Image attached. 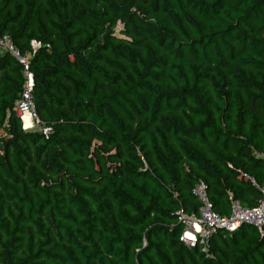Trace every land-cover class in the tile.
<instances>
[{
	"label": "trees",
	"instance_id": "trees-1",
	"mask_svg": "<svg viewBox=\"0 0 264 264\" xmlns=\"http://www.w3.org/2000/svg\"><path fill=\"white\" fill-rule=\"evenodd\" d=\"M80 1L48 0V28L35 0H17L26 9L17 23L0 5V32L23 53L32 39L50 44L30 71L36 110L52 128L48 136L23 128L15 110L23 68L0 54V264H264V234L249 224L219 229L212 257L196 260L177 214L188 201L197 213L201 182L223 215L230 194L251 205L258 191L247 176L264 185V0ZM142 5L168 19L131 11ZM120 17L143 37L141 51L111 33L90 46ZM171 110L186 123L163 116ZM166 136L173 146L159 145ZM142 138L153 146L150 169ZM93 140L121 145L128 162L109 166L116 155L94 153ZM180 157L195 169L179 167Z\"/></svg>",
	"mask_w": 264,
	"mask_h": 264
},
{
	"label": "rangeland",
	"instance_id": "rangeland-1",
	"mask_svg": "<svg viewBox=\"0 0 264 264\" xmlns=\"http://www.w3.org/2000/svg\"><path fill=\"white\" fill-rule=\"evenodd\" d=\"M30 1L32 2L34 0H30ZM51 1L54 2L57 6L62 5V4L67 5V6H72L73 4H76L77 6H81V4H82V2L80 0H51ZM35 2H36V8H37V16L40 19V21L48 28V20H49V18L53 17V13H52L51 8L48 4V0H35ZM1 4L6 5L7 12L11 15V17H13L15 19L16 23L24 18V15L26 13L25 3H23L22 5H19L17 3V0H0V5ZM146 10H147V8L145 7V5H142L141 8L135 6L131 9V11L137 13L136 15L142 17L143 19L153 21L155 23H157L158 18L159 19H168V16H166L164 14H159L158 18H154L150 11L148 14H145L144 12ZM184 24L186 25V27L189 28V23L187 22L185 17H184ZM169 27H172L170 22H169ZM106 33H111L113 37L120 38V39L128 41V42H135L137 44L138 49L141 51L140 43L143 40V37L142 36L139 37V36L135 35V33L130 29L127 18L120 17L116 21L115 25H112L111 23H105V31L101 35H99L95 40L91 41L90 46H92V47L102 46L104 44L103 37L105 36ZM91 36H94V33H92ZM89 37H90V35L84 37V40L86 42L89 41ZM26 52L28 55H30L29 50H27ZM142 56L144 57L143 54H142ZM118 60L120 62V59H118ZM121 64H123L125 66V61L122 60ZM242 69L248 75H253V76L258 75L257 72L250 67H243ZM207 95L210 96V91H207ZM59 98L62 99V106L59 109L64 110V108H66V106H67L65 95H61V96H59ZM37 116H38V121L35 122L32 127L28 128V130L39 131L40 128H44V126H45L44 119L40 116V114L38 112H37ZM163 116L174 119V120H178V121H184V123H186L184 115L181 112L176 111V110L164 112ZM29 123H30V120H29ZM146 123H149V121L146 120ZM22 124L24 125V123H22ZM154 128H155V126H152L150 129L153 130ZM166 138H167V140H165ZM166 138L164 140H160L159 145L160 146L163 145V141H166L167 145L173 146L172 140L169 139L168 136H166ZM89 146H90V148H92V151L94 153L96 151H98V153L103 152L106 154L108 153L107 155H116V157H113L112 160H110V163H108L109 166H114V165L119 166V165H123L124 163L128 162V158L125 154L124 148L121 145L115 144L112 146L104 147V146H102L101 142H99L97 140H93ZM137 149H138L140 154H142V152L144 153V155L142 156V159H143V162H144L146 168L150 169L151 168L150 165H152V164L157 165V163L154 159L153 146L149 142L148 139L142 138L141 142L137 146ZM198 149L201 150V148H198ZM201 152L204 153L203 150H201ZM205 156H206V158L211 159L208 155H205ZM179 167L186 168V169H195V164L192 163L190 160L186 159L185 157H180ZM201 191L202 190L198 189V191H197L198 196L196 198L200 204H201V196H200ZM206 195H207V197H209L208 190H207ZM256 198H259L258 194H257ZM186 205H187V207H189V209L185 208L186 214L188 216L186 215L187 217L184 220L187 224V227L183 233L184 239L186 236H192V234L195 233V228L197 230H201V233L199 234L200 236L198 235L197 242L195 243L196 245L193 246V248H197L198 250H197V253L193 254V255L195 256L196 260H197V256L199 254H202V253L206 254L207 256L212 257L211 252L205 248V244H206L205 240H203V241L201 240V238L206 237V234L204 233V231L206 230V228H208V227H205V226H207V222L205 220H202L201 217H199L200 212L202 214V210L200 209L201 206L199 207V209L197 208L198 211L196 213V211L194 209L197 206H196V204H194V202L188 201ZM187 210H190V211H187ZM191 210H193V211H191ZM192 213L195 216L191 215ZM199 220H202V223L199 222ZM197 224H199V226ZM214 233H215V231L212 229L209 237L213 238ZM185 240L187 241V239H185ZM220 246H221V249L223 251L228 252V249L224 245L220 244ZM164 250L168 254V256L171 257V252L167 246L164 247Z\"/></svg>",
	"mask_w": 264,
	"mask_h": 264
},
{
	"label": "built area",
	"instance_id": "built-area-1",
	"mask_svg": "<svg viewBox=\"0 0 264 264\" xmlns=\"http://www.w3.org/2000/svg\"><path fill=\"white\" fill-rule=\"evenodd\" d=\"M44 47L49 48L50 44H45L37 39H32L30 41V50H29L30 55H28L27 52L23 53L22 50L15 44L10 33L0 32V54H9L23 68L22 71L24 77L23 87L19 95V98L16 101L15 110L17 111V114L21 119L22 123H24V125L22 124L23 128L26 130H28V128L26 127L25 121L23 120V115L25 113L27 112L29 113L32 126L35 122L38 121L37 110L34 104V95H33V91L35 87V76L30 71V60L38 50ZM51 129H52L51 127L44 126V128H40L39 131H42L44 135L48 136V134L51 132ZM247 177L255 185V188L259 193V198L257 199V202L254 205H244L240 199L230 194L229 201H230L231 210L229 215H223L213 210V206L212 203L210 202V198L207 197L206 195L207 185L204 182H201L195 186L194 192L197 196H198L197 194L198 189L202 190L200 194L201 196L200 209L202 210V214L200 212L199 217H201L202 220H205L207 222V226L205 227L208 228H206V230L204 231L206 237L201 238L202 241L205 240L206 249L208 248L209 240L211 239L209 235L212 229L215 231V233L219 229H226L233 232L237 230L241 225L249 224L255 227L259 234L261 235L264 234V185L258 184L255 181V179L251 176H247ZM177 214H178L179 222H182L186 229L187 224L184 221L188 216L186 214V211L183 208H181L177 212ZM191 215L194 214L192 213ZM202 220H199V222L202 223ZM197 225L199 226V224ZM200 233L201 230H197L195 228V233H193L192 236L185 237L187 241L184 239L183 234L181 239L190 247H193L196 245L195 243L197 242L198 235Z\"/></svg>",
	"mask_w": 264,
	"mask_h": 264
},
{
	"label": "bare ground",
	"instance_id": "bare-ground-1",
	"mask_svg": "<svg viewBox=\"0 0 264 264\" xmlns=\"http://www.w3.org/2000/svg\"><path fill=\"white\" fill-rule=\"evenodd\" d=\"M23 120L25 121V125L27 128H30V126H32L31 118L28 112L23 115ZM29 120H30V123H29Z\"/></svg>",
	"mask_w": 264,
	"mask_h": 264
},
{
	"label": "crops",
	"instance_id": "crops-1",
	"mask_svg": "<svg viewBox=\"0 0 264 264\" xmlns=\"http://www.w3.org/2000/svg\"><path fill=\"white\" fill-rule=\"evenodd\" d=\"M257 194L259 195L258 192H257L256 194L253 195V198H254V199L252 198V201H251L252 203H251V205H253V204H255V203L257 202V199H258V198H256Z\"/></svg>",
	"mask_w": 264,
	"mask_h": 264
}]
</instances>
